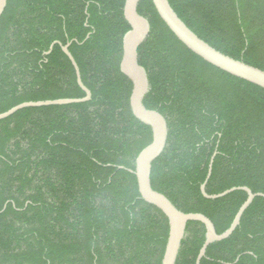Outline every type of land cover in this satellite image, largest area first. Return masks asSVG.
Returning <instances> with one entry per match:
<instances>
[{
    "label": "trees",
    "instance_id": "obj_1",
    "mask_svg": "<svg viewBox=\"0 0 264 264\" xmlns=\"http://www.w3.org/2000/svg\"><path fill=\"white\" fill-rule=\"evenodd\" d=\"M217 51L264 70V0H168ZM125 0H7L0 19V114L25 103L85 96L61 45L70 43L91 99L20 110L0 121V264H161L168 219L140 197L135 159L152 140L129 105L120 71L130 30ZM137 12L151 31L138 49L148 76L143 105L167 122L151 187L183 213L226 231L247 194L264 195V89L189 51L151 0ZM56 43L47 53L50 46ZM206 230L188 222L176 264H196ZM120 252L130 255H60ZM200 264H264V197L210 244Z\"/></svg>",
    "mask_w": 264,
    "mask_h": 264
},
{
    "label": "water",
    "instance_id": "obj_2",
    "mask_svg": "<svg viewBox=\"0 0 264 264\" xmlns=\"http://www.w3.org/2000/svg\"><path fill=\"white\" fill-rule=\"evenodd\" d=\"M156 13L171 33L189 51L200 57L208 64L233 76L264 89V70L250 66L240 60L231 58L201 40L192 32L186 24L178 17L170 6L168 0H151ZM140 0H125L123 16L130 26V30L122 38V59L120 71L132 83V92L129 98V105L132 115L141 123L149 126L152 131V140L135 159V170L131 171L136 176L138 192L143 201L158 208L168 219L169 234L165 246L161 264H176L181 242L185 237L188 222H199L206 230L205 241L199 251L196 264H200L205 256L207 247L215 242L223 241L231 236L239 226L244 212L251 205L256 197H264L260 193H252L247 187H235L217 195H208L205 187L211 174V163L207 178L201 186V193L204 198L215 200L223 198L234 191H243L247 194L245 202L236 213L230 227L221 234H217L212 221L200 213H183L178 210L171 201L163 194L151 187L150 175L152 163L163 153L166 142L168 127L166 119L157 111L147 109L143 100L148 94L150 86L146 70L138 63V49L148 38L151 27L148 19L137 12ZM7 6V0H0V19ZM50 46L49 53L53 46ZM70 43L61 45L63 53L71 62L77 84L85 96L80 99H58L52 101L25 102L8 111L0 114V121L5 120L16 112L26 108H40L47 106H63L88 102L91 99V92L87 89L82 80L79 68L69 52Z\"/></svg>",
    "mask_w": 264,
    "mask_h": 264
},
{
    "label": "flooded vegetation",
    "instance_id": "obj_3",
    "mask_svg": "<svg viewBox=\"0 0 264 264\" xmlns=\"http://www.w3.org/2000/svg\"><path fill=\"white\" fill-rule=\"evenodd\" d=\"M60 255H130L128 253L120 252H80V253H64Z\"/></svg>",
    "mask_w": 264,
    "mask_h": 264
}]
</instances>
